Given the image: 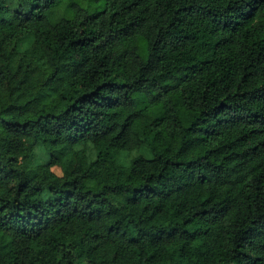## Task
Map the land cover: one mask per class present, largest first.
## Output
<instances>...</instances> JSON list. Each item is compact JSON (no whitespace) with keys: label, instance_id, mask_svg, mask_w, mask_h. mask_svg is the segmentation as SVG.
Segmentation results:
<instances>
[{"label":"trees","instance_id":"obj_1","mask_svg":"<svg viewBox=\"0 0 264 264\" xmlns=\"http://www.w3.org/2000/svg\"><path fill=\"white\" fill-rule=\"evenodd\" d=\"M0 264H264V0H0Z\"/></svg>","mask_w":264,"mask_h":264},{"label":"rangeland","instance_id":"obj_2","mask_svg":"<svg viewBox=\"0 0 264 264\" xmlns=\"http://www.w3.org/2000/svg\"><path fill=\"white\" fill-rule=\"evenodd\" d=\"M28 44V42H26L23 46H26ZM36 151H37V154H36V156H35V158H34V161L36 162V163H40V162H42L43 161V159L45 158V156H44V154L42 153V149H41V147H37L36 148ZM139 151L140 152H142V153H144V154H146V155H148V153L144 150V149H139ZM122 157H123V159H124V161L125 160H128L130 157H131V154H129V153H123V155H122Z\"/></svg>","mask_w":264,"mask_h":264}]
</instances>
